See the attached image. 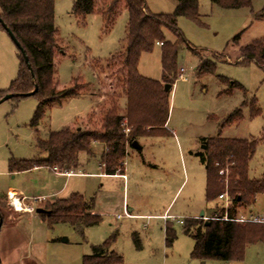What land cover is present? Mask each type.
<instances>
[{
  "label": "rangeland",
  "instance_id": "rangeland-1",
  "mask_svg": "<svg viewBox=\"0 0 264 264\" xmlns=\"http://www.w3.org/2000/svg\"><path fill=\"white\" fill-rule=\"evenodd\" d=\"M75 1L55 0L57 41L64 55L53 59V67L61 89L77 88L82 93L44 105L37 128L31 126L40 105L37 96L13 98L0 105V212L4 220L0 264H83L92 247L113 236V250L123 257V264H264V242L248 245L243 261L194 259V241L184 234V225L170 220L176 240L167 247L166 223L160 219L172 216L187 220L202 211L213 216L228 209L225 200H205L206 170L197 156L205 150L203 139H256L249 177L263 178L264 70L253 63H236L229 45L236 36L240 46L264 37V19L258 17L264 11V0H252L251 7L237 10L199 0L198 22L178 19L177 27L186 43L178 49V79L170 92L167 129L171 134L141 140L142 151L129 148L126 181L101 175L98 149L96 157L80 155L81 166L72 171L71 177L46 167L11 173V160L44 159L45 155L37 151L38 140L77 125L98 107L109 84L104 66L125 46L126 10L109 25L97 13L76 18L72 15ZM144 1L154 15L173 14L178 2ZM164 37L171 43L177 40L167 29ZM161 58L162 46L156 45L141 56L139 74L161 81ZM207 61L213 65L212 71L199 70ZM19 70L17 47L0 27V91H8ZM237 110H241L240 116L227 122ZM9 191L17 193L14 196L21 211ZM73 194L94 200L93 212L101 219L99 225L80 232L65 223L51 225L36 213V209L45 210L48 203L69 199ZM256 215L264 216V194L257 196L253 207L240 212V216L249 218Z\"/></svg>",
  "mask_w": 264,
  "mask_h": 264
},
{
  "label": "trees",
  "instance_id": "trees-1",
  "mask_svg": "<svg viewBox=\"0 0 264 264\" xmlns=\"http://www.w3.org/2000/svg\"><path fill=\"white\" fill-rule=\"evenodd\" d=\"M211 2L221 9L237 10L251 7L252 0ZM123 10L129 14L125 46L104 66V70H108L105 75L109 84L98 107L77 125L52 132L46 140H38L37 151L45 155L44 159L11 160V173L41 167L62 173L72 172L79 169L82 153L95 156V145H101L100 166L104 174H122L129 148L134 142L171 134L167 129L171 91L165 92L164 87L171 85L173 88L177 81L178 49L186 43L177 22L179 18L198 22L199 0H178L171 15L150 13L144 0H76L72 15L81 19L97 13L111 25ZM258 17L264 19V11ZM0 18L28 58L27 63L17 49L19 75L8 91H0V100L7 94H27L37 86L38 92L34 96L39 98L40 105L31 122V126L37 128L43 118L44 105L82 93L77 88L61 89L55 77L53 59L64 55L57 41L55 0H0ZM0 27L4 30L1 24ZM166 29L176 36L175 43L166 41ZM158 43L163 44L161 81L142 77L138 71L141 56L152 52ZM229 50L236 63H253L264 70V37L240 46L239 36H236ZM212 68L211 62L207 61L200 65L199 70L211 72ZM20 99L15 97L13 100ZM240 113L241 110L235 111L227 122L239 117ZM202 143L205 150L198 152L197 156L206 170L205 200L214 203L220 195L226 194L230 206L227 211L223 209L219 215L211 216L212 220L184 221L183 232L194 241L191 257L223 262L243 261L248 245L264 242V223L237 221L241 219V210L244 212L253 207L257 196L264 194V175L260 180L249 177V163L258 141L218 136L203 139ZM93 207V199L86 200L82 195L73 194L69 199L48 203L47 212L40 215L51 225L65 223L83 232L101 222ZM225 217L232 221H224ZM164 232L166 246L172 247L176 233L170 223L166 224ZM114 240L115 236L92 247V254L84 256L83 264H123V257L113 250Z\"/></svg>",
  "mask_w": 264,
  "mask_h": 264
},
{
  "label": "water",
  "instance_id": "water-1",
  "mask_svg": "<svg viewBox=\"0 0 264 264\" xmlns=\"http://www.w3.org/2000/svg\"><path fill=\"white\" fill-rule=\"evenodd\" d=\"M0 24L2 25V27L4 28V30L9 34V36L11 37L12 41L14 42V44L16 45L17 49H19V51L23 54L25 61L28 63V58L25 54V52L23 51V49L21 48L20 44L18 43V41L16 40L15 36L13 35V33L10 31V29L5 25V23L3 22V20L0 18ZM172 89L171 85H165L164 87V91L165 92H170ZM38 92V87L36 86L35 89L27 94H22V95H16V94H7L5 95L1 100H0V105L3 104L6 101H9L15 97H20V98H29V97H33L36 93ZM135 149H137L138 151H142L143 147L139 144V142H134L132 145ZM205 148V146H204ZM47 211L44 209H36V213L37 214H45ZM201 219H204V213L202 212L200 215ZM3 218L0 217V232L1 229L3 227Z\"/></svg>",
  "mask_w": 264,
  "mask_h": 264
},
{
  "label": "crops",
  "instance_id": "crops-1",
  "mask_svg": "<svg viewBox=\"0 0 264 264\" xmlns=\"http://www.w3.org/2000/svg\"><path fill=\"white\" fill-rule=\"evenodd\" d=\"M182 70H184L183 68H181L180 69V71H182ZM181 78H182V76H181ZM172 90V89H171ZM98 149V157H99V160H100V154H101V151H102V146L101 145H95V148H94V151H95V153H96V150ZM203 149H205V148H203ZM203 151V150H202ZM87 157L88 158H93V157H96V155L95 156H89L88 154H87ZM127 160V159H126ZM99 165H100V162H99ZM125 165H126V161H125V164H124V169H123V173L122 174H116V175H113V176H118L120 179H123L124 181H126L127 180V175L125 174ZM80 166H81V159H80ZM36 169V168H35ZM100 170H101V175H105L104 174V172H103V170L101 169V167H100ZM54 172V171H53ZM56 173V172H55ZM57 174H59V173H57ZM59 175H61V174H59ZM73 176V175H72ZM106 176H108V175H106ZM71 177V176H70ZM16 194L17 195V193H15L14 191H9L8 192V194ZM7 194V195H8ZM6 195V196H7ZM218 200H220L219 198H218ZM220 201H223V200H220ZM24 202V201H23ZM225 202V207H226V201H224ZM217 204V203H216ZM127 208H128V211H130V212H132L133 210L132 209H130L129 208V206H127ZM31 211V210H30ZM225 211H227L226 209H225ZM203 213H204V219L205 218H211V216H206L205 215V212L204 211H202ZM201 212V213H202ZM131 215V214H130ZM201 215V214H200ZM200 215L199 216H196L195 218H193V219H200V220H204V219H201L200 218ZM216 215H218V214H215V216ZM214 216V215H213ZM163 217H165V216H163ZM163 217H160V219H162L166 224L167 223H169L170 222V220H168V221H166V220H164L163 219ZM177 218V217H176ZM177 219H180V218H177ZM181 220H183V221H185L184 219H181ZM242 220H249V221H254V220H262V222L264 223V216H261V215H256V216H254V217H246V216H241V219L240 220H237L238 222H241V223H243L242 222ZM177 223V222H176ZM178 224H180V223H178ZM181 225V224H180Z\"/></svg>",
  "mask_w": 264,
  "mask_h": 264
},
{
  "label": "built area",
  "instance_id": "built-area-1",
  "mask_svg": "<svg viewBox=\"0 0 264 264\" xmlns=\"http://www.w3.org/2000/svg\"><path fill=\"white\" fill-rule=\"evenodd\" d=\"M157 45L162 46L163 44H162V43H158ZM182 71H183V70H182ZM54 172L59 173V174H61V175H65L66 177H70V176L73 175V172H63V173H62V172H59L57 169H54ZM10 197H11V195H10ZM219 199H220V200H225V201H226V208H227L228 205L230 204V200H229V198L227 197L226 194H224V195H220V196H219ZM126 215H127V217H129V218L132 217V216H131L130 214H128L127 212H126ZM163 219L166 220V221H168V220L175 221V222H177V223H180L181 225L184 224V221H183V220H181V219H177V218L172 217V216H165V217H163ZM212 219H213V218H205L204 220H212ZM223 220H224V221H232V220H229L227 217H225ZM242 222L263 223L262 220H254V221L242 220Z\"/></svg>",
  "mask_w": 264,
  "mask_h": 264
},
{
  "label": "bare ground",
  "instance_id": "bare-ground-1",
  "mask_svg": "<svg viewBox=\"0 0 264 264\" xmlns=\"http://www.w3.org/2000/svg\"><path fill=\"white\" fill-rule=\"evenodd\" d=\"M11 199L13 201V204L17 207L18 210H22V207L20 205V202L18 201V199L14 196V194H11Z\"/></svg>",
  "mask_w": 264,
  "mask_h": 264
}]
</instances>
